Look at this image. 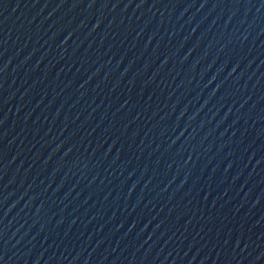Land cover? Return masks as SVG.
I'll return each mask as SVG.
<instances>
[{
  "label": "water",
  "instance_id": "1",
  "mask_svg": "<svg viewBox=\"0 0 264 264\" xmlns=\"http://www.w3.org/2000/svg\"><path fill=\"white\" fill-rule=\"evenodd\" d=\"M0 264H264V0H0Z\"/></svg>",
  "mask_w": 264,
  "mask_h": 264
}]
</instances>
